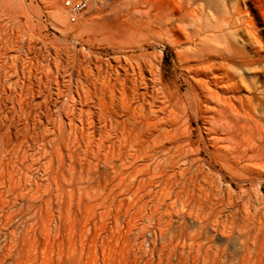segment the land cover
Listing matches in <instances>:
<instances>
[{"label": "bare ground", "instance_id": "6f19581e", "mask_svg": "<svg viewBox=\"0 0 264 264\" xmlns=\"http://www.w3.org/2000/svg\"><path fill=\"white\" fill-rule=\"evenodd\" d=\"M17 3L0 0V140L39 139L52 159L41 176L4 182L0 157V264H84L102 247L110 186L121 207L144 193L158 233L171 228L173 264H264V47L241 0H103L93 26L118 44L114 64L57 57L54 72L38 57L20 71L8 52ZM161 42L175 49L182 95L162 55L124 54Z\"/></svg>", "mask_w": 264, "mask_h": 264}, {"label": "rangeland", "instance_id": "374dc122", "mask_svg": "<svg viewBox=\"0 0 264 264\" xmlns=\"http://www.w3.org/2000/svg\"><path fill=\"white\" fill-rule=\"evenodd\" d=\"M48 1L18 0L17 25L14 26L9 21V23L7 22L8 24L5 22V46L9 49L10 55L13 54V58H16L15 64L20 71L30 68L32 61L37 57L38 62H41L42 65L49 63L52 72L55 71L54 60L57 57L65 60L63 63L65 66H74L77 62L82 61L84 66L93 68V60L95 58H99L105 65L114 64V55L110 49L112 46L114 48L119 47L118 44L112 42L101 29L93 26L94 21L99 19V17L101 19L103 15H108V9L103 10L104 12L101 15L95 14L96 10L103 6L99 4L103 0H100L98 5H91L88 11L80 19L78 18L76 22H70L68 12L67 14L65 13L64 22L68 28L66 33H62L61 29H64V27L59 24V21L53 15L57 10L55 6L57 3L53 0ZM252 1L255 4V12L248 9L246 0H241L243 15L246 21H257V34L261 45L264 47V0ZM6 5H9V1H7ZM87 19L89 25L85 26ZM28 41L31 42L33 48L29 49L26 46ZM11 45H14L13 48ZM72 47H74V50H72ZM139 50L136 48L133 52L126 51L124 54L137 56L140 53H146L147 55L150 54L148 58L151 60H154L156 53L162 55V71L167 73L166 79L175 80L176 84H179V93L182 95L186 88V83L180 72L175 49L171 45L161 42L154 45L153 48L152 46H145L144 50ZM3 61L4 65L7 66L12 63L9 57H6ZM243 76L246 79L247 75L243 74ZM52 87H55V83H52ZM39 98L38 96L37 99ZM51 100L53 101V99ZM48 126H52L51 122ZM195 126L193 124V127ZM197 134L195 131L194 137ZM48 137L52 138L51 135ZM6 139H3V143L0 140V157L5 156L6 160L3 171L4 182L18 180L23 182L25 178H29L27 181H30L35 176H41L44 169L50 166L45 165L49 159H52L51 148L47 142H44L48 146L47 153L45 154L43 150V153L39 154L38 152L42 149L41 140L39 139H28L30 147L25 142V136L23 135L19 136L18 139H12L10 142H7ZM101 154L100 152L99 157H101ZM108 192L106 193L108 195L107 199L99 203L97 208L98 212L106 213L104 217L106 228L99 239L103 244L102 247L100 245L96 249L93 256L85 259L84 264H173L175 257L174 254L169 252L167 245L171 228H165L166 236L158 233L154 222L148 220L145 209L142 207L145 201L144 193L137 190L133 194H128L125 197L127 207H121L118 205V200L122 196V191L110 186ZM114 195L116 196L114 197ZM117 196L118 198H116ZM260 196L264 199V184L260 191ZM262 203L264 204V201ZM84 222L88 226L91 224V220H85Z\"/></svg>", "mask_w": 264, "mask_h": 264}, {"label": "built area", "instance_id": "2783aa9c", "mask_svg": "<svg viewBox=\"0 0 264 264\" xmlns=\"http://www.w3.org/2000/svg\"><path fill=\"white\" fill-rule=\"evenodd\" d=\"M62 5L69 12L70 22H75L79 15L85 14L91 4L100 0H53Z\"/></svg>", "mask_w": 264, "mask_h": 264}]
</instances>
